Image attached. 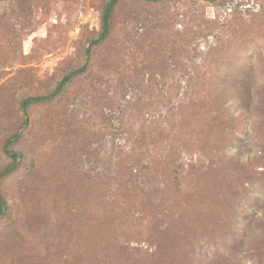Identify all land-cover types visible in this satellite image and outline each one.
Instances as JSON below:
<instances>
[{
  "label": "rangeland",
  "instance_id": "rangeland-1",
  "mask_svg": "<svg viewBox=\"0 0 264 264\" xmlns=\"http://www.w3.org/2000/svg\"><path fill=\"white\" fill-rule=\"evenodd\" d=\"M108 1L0 0V170L23 130L0 264H264V0L120 1L88 70L22 127L23 99L84 64ZM189 84L207 110L184 109L190 147L164 185L158 133ZM131 172L165 193L133 196Z\"/></svg>",
  "mask_w": 264,
  "mask_h": 264
},
{
  "label": "trees",
  "instance_id": "trees-1",
  "mask_svg": "<svg viewBox=\"0 0 264 264\" xmlns=\"http://www.w3.org/2000/svg\"><path fill=\"white\" fill-rule=\"evenodd\" d=\"M120 1H122V0H109L108 3L106 4L104 11H103V15H102L101 31H100L98 37L90 42V46L86 50L87 57H86L84 64L82 66L68 72L67 74H65L62 77V79L58 82L56 88L51 93L45 94V95H32V96H28L25 99H23L21 105H22V109L24 111V114L26 115V118L22 124V127L27 125L29 122L28 112H29L30 106H32L35 103L50 102V101L56 99L65 90L67 85L75 77L85 73L88 70V68L90 66V61H91L92 47L95 44H100L101 42L105 41L109 37L111 30H112L113 12L115 10V7L117 6V4ZM141 1L155 2L157 0H141ZM199 88L201 90H204L203 85L199 86ZM199 92H201V91L198 88L190 86V84H189L183 93L184 96L182 98H176L175 106L172 107L173 113H171V116L174 117L175 120H177L176 119L177 117L181 116L180 121L178 122V124H180V125L177 126L178 124L175 123L174 127H173V125L171 124L170 127L174 128V130H172V132H168V133L160 132V133H158V141L164 145L162 150L165 151V153L162 154V156H161L163 158V161H161L162 169L160 172V175L162 178H161V180H159V182L161 181L164 185H168L167 179H168V177H170V175H174V174L179 173L178 168L180 165L178 164L177 161L182 159L183 151H187L190 147V142L187 141L188 139L186 137V136H188V134L186 135V133L184 132L185 121H186V117H187L185 112H184V109H186L190 104L194 105V100H198V101L202 102L199 105L200 106L199 108L201 110L196 108L197 109L196 111H202L203 108H206V110H207V107L204 104L206 101L204 98H202L199 95ZM218 97H222V93H220V92L215 93V95L213 96V100H216ZM187 100H190V101L188 103H186ZM208 104H209L208 108L212 109V111L215 113V114L212 113L215 121H218L217 123H219L220 125H224V121L220 120V115H219L220 112L218 111L219 110L218 109L219 102L214 101V102H212V103L210 102ZM175 120L173 119V121H175ZM176 130H178V135L176 134ZM22 136H23V130L20 129V130L16 131L14 134H12L5 142V152L10 156L11 161L8 165H6L4 168H2L0 170V218L5 215V213L7 211V207H8L7 199H6L5 194L1 188V182L6 177L13 174L19 168V166L21 164L22 153L16 149H14L13 145L16 142H18L22 138ZM149 152H150V149L148 147H144L141 150L143 157L150 156L153 158V156L150 155ZM179 162H181V161H179ZM152 163H154V162H152ZM154 164H155V166L157 165L156 163H154ZM199 168L203 169L202 167H199ZM222 168H224V167H222ZM200 169H198V170L196 169V170L192 171V173L196 176L197 179L199 178L198 174H199ZM135 176L137 177L138 175L131 172V174L129 175V178L125 182V190L127 192H129V191L134 192L133 196L137 195L135 193V191H136V189L140 188V186H138V184H137V183H140V181L134 179ZM140 191L144 192L147 195L148 194L150 195L154 192L156 195L158 193H161V194L165 193V190L162 189L160 183L156 184L155 189L148 190L150 193H146V191L143 188H140ZM213 193L215 194V196H216L215 198H217L219 200V202H227V203L229 202L231 204L230 201H233L236 198L233 192H229V194H228L229 196H225V193H223V187L220 189H215L213 191ZM207 208L212 210L214 207L209 206ZM101 247H102V245L96 251H99V249H101Z\"/></svg>",
  "mask_w": 264,
  "mask_h": 264
}]
</instances>
